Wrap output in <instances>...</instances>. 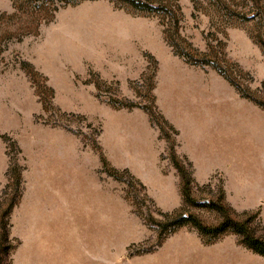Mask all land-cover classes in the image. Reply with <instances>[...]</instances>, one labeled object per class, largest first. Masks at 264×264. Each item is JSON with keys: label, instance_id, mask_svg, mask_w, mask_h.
Returning <instances> with one entry per match:
<instances>
[{"label": "rangeland", "instance_id": "374dc122", "mask_svg": "<svg viewBox=\"0 0 264 264\" xmlns=\"http://www.w3.org/2000/svg\"><path fill=\"white\" fill-rule=\"evenodd\" d=\"M167 1L175 4V0ZM176 1L181 9L180 34L202 52L209 44L217 46L218 40L225 42L227 57L249 74L239 78L241 85L253 92L262 90L264 54L249 36L255 34L253 21L221 20L209 0H195L196 5L193 0ZM235 3L241 11L248 9L245 0ZM14 5L16 9L13 0H0V13H15L0 22V197L10 159L23 168L22 195L9 216L15 244L10 264H108L107 256L93 255L92 236L83 233L91 227L77 222L74 208L67 211L68 224L63 222V180H71L76 164L82 166L83 174L80 169L77 172L80 179L91 180L89 176L96 178V173L99 183H95L109 190L111 200L114 197L115 237L109 242L99 239L101 249L116 253L109 264H140L145 253L159 248H195L198 233L188 225L176 228L156 246L158 229L150 219L163 221L160 213L179 211L214 223L216 213L200 203L218 196L220 177L212 180V191L194 190L197 204L180 209V201L171 210H163L155 202V187L142 184L130 172L116 167L121 180H115L103 172L102 164L99 169L87 166L100 154L104 157L100 139L111 116L142 111L143 107L153 109L151 95L159 111L156 98L164 89L161 82L157 84L156 75L161 67L174 60L194 71H215L185 63L166 44L159 16L134 12L122 2L14 0ZM21 62L29 63L37 74H30V68ZM127 101L137 106H119ZM152 126L157 139L165 143L159 158L166 173L172 166L169 147ZM164 134L176 144V135L169 128L164 127ZM139 166L146 167L145 163ZM74 180L70 181L73 186ZM247 211H258L256 224L264 233V212L258 208ZM167 229L173 230L174 225L167 224ZM201 245L247 250L232 234ZM252 264H264V259Z\"/></svg>", "mask_w": 264, "mask_h": 264}, {"label": "crops", "instance_id": "0c3cea01", "mask_svg": "<svg viewBox=\"0 0 264 264\" xmlns=\"http://www.w3.org/2000/svg\"><path fill=\"white\" fill-rule=\"evenodd\" d=\"M173 62L157 72V84L161 82L164 91L157 94L156 104L177 131L176 154L190 162L197 184L211 185L216 176L220 177L225 201L235 211L258 208L264 212V110L240 97L218 73L194 71L184 63ZM109 122L100 139L106 161L115 168L128 169L142 184L154 186L155 202L161 209L171 210L178 205L179 176L173 166L162 172L164 165L159 155L165 143L157 139L147 113L131 110L111 116ZM142 163L146 167L141 168ZM100 166L99 158L87 169ZM75 167L70 180L75 179V186L63 180V222L68 224L67 211L74 208L77 222L91 227L90 232L83 233L92 236L93 255L107 256L109 264L116 253L101 249L99 239L109 242L115 237L114 197L111 200L109 190L99 188L96 173V178L89 176L91 180L80 179L77 172L82 171V166ZM201 244L198 235L195 248H159L145 253L140 264H252L264 259L249 250L206 249Z\"/></svg>", "mask_w": 264, "mask_h": 264}, {"label": "trees", "instance_id": "16d2710c", "mask_svg": "<svg viewBox=\"0 0 264 264\" xmlns=\"http://www.w3.org/2000/svg\"><path fill=\"white\" fill-rule=\"evenodd\" d=\"M125 3L132 11L142 14H154L161 18L163 26V36L166 44L171 48L172 52L179 56L185 63L194 66H209L216 73L222 76L234 89L240 97H243L253 104L264 110V81H261V89L259 92L250 91L248 87L241 85L239 78L248 76L249 74L243 71L237 62L230 60L225 51V42L218 40L217 46L209 44L207 51H199L185 37L180 34L181 9L177 1L171 5L167 0H115ZM244 1V0H243ZM246 5L249 4L246 11L238 9V4L235 0H209L210 6L217 12L219 18L224 21L241 20L253 21L255 34H249L252 41L258 45L261 52L264 54V0H245ZM249 2V3H248ZM195 4V0H193ZM196 5V4H195ZM195 5L193 6L194 9ZM13 8L16 9L13 0ZM15 13L6 14L0 13V22L5 16H13ZM8 17V18H9ZM21 66L30 68V74H37L31 71V65L27 62H21ZM32 81V75H31ZM251 80V77H250ZM150 100L153 109L143 107L147 113L149 121L159 130V137L164 138L168 144L171 154V164L177 171L179 176V191L181 196V207L185 209L190 205H195L194 190L208 188L210 191V183L199 185L195 182L191 172V164L184 157H179L175 152V142L169 135L164 134V127L169 128L172 134L176 135L177 131L167 122L160 114L154 105V96L151 95ZM43 109L46 106L42 103ZM120 107L131 108L137 106L133 102L127 101L120 103ZM118 106V107H119ZM7 138V137H6ZM13 145V144H12ZM102 170L108 176L115 180H121L119 170L114 167H109L106 159L100 154ZM22 170L16 161L10 159L6 170L7 183L5 184L0 197V264H10L9 255L14 249L15 244L10 237V221L9 216L13 207L18 203L22 195ZM123 173L130 174L128 170L123 169ZM132 175H130L131 177ZM11 190V192H8ZM200 206L207 207L214 211L217 219L214 223H205L199 217L193 214L179 213V211L163 212L160 215L162 220H155L151 217L158 232V241L156 246L161 245L163 240L176 228L188 225L196 229L203 244H211L216 242L224 235L232 234L236 237V242L247 250L264 257V233H260L256 220L258 211H235L224 198L222 188L218 190L217 197H208L203 199ZM167 221H169L167 223ZM167 224L174 225L173 230L167 229ZM264 229V226L262 227ZM143 250L142 252H148Z\"/></svg>", "mask_w": 264, "mask_h": 264}]
</instances>
